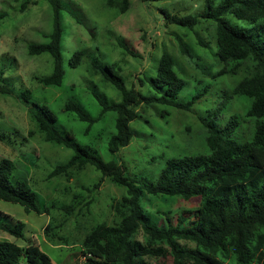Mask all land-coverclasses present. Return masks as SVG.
Instances as JSON below:
<instances>
[{
  "label": "rangeland",
  "instance_id": "obj_1",
  "mask_svg": "<svg viewBox=\"0 0 264 264\" xmlns=\"http://www.w3.org/2000/svg\"><path fill=\"white\" fill-rule=\"evenodd\" d=\"M24 1L28 4L24 11H20V4ZM60 1L63 7L61 56L65 75L60 87H46L35 82L33 76L50 74L51 59L46 54L29 57L26 48L29 42L47 40L44 35L50 32L51 23L46 0H0V12L6 13L0 20V59L6 61L8 58L10 63L7 66L0 61V71L6 81V84L0 81V86L5 85L12 91L8 95L0 94V134L4 135L0 140V160L12 161V178L27 181L36 193L42 211L40 214L26 212L20 204L0 199V214L10 222H23L25 239L46 253L53 264H83L84 237L97 225L112 226L120 221L112 205L125 196L126 189L107 177L99 181L100 172L89 164L49 178L54 166L64 163L73 152L43 140L31 118L30 105L19 98L20 90H30L33 99L52 109L59 130L69 132L81 144L97 150L104 161L114 160L123 165L129 177L154 183L169 158L199 155L206 151V131L200 118L208 119L209 112L223 109L215 113L219 125H224L230 115L241 116L240 135L247 136L248 124L243 113L248 100L234 95L233 90L238 82L253 74L254 63L251 60L229 61L225 66L228 73L215 77L223 65L215 56V22L201 17L204 0L146 3L129 0L128 11L123 14L107 8L105 0ZM218 2L214 0V4ZM161 8L180 16H197L199 21L192 28L167 25ZM226 17L239 27L251 26L231 15ZM178 38L191 48L193 58L180 54ZM197 38L205 46H200ZM83 49H89L91 55H99L103 63L115 64V70L125 80V87H134L143 96L159 95L147 79L155 76L160 55L167 51L174 60V71L185 82L177 101L187 103L197 92H202V96L190 111L157 103L137 105L138 117L129 124L131 141L111 155L106 141L113 132L115 113L105 114L85 134L86 123L73 112L64 111L65 103L72 100L97 117L100 106L91 88L120 100L117 91L104 83L102 76L88 72L86 60L76 68L69 66L72 54ZM10 58L14 59V64ZM205 87L207 89L203 92ZM145 203L151 218L157 219L156 224L161 226L167 213L176 216L183 210L196 209L200 196L185 200L179 196L148 195ZM64 206L72 209H63ZM0 240L18 245L26 243V240L15 239L3 232H0Z\"/></svg>",
  "mask_w": 264,
  "mask_h": 264
},
{
  "label": "trees",
  "instance_id": "obj_2",
  "mask_svg": "<svg viewBox=\"0 0 264 264\" xmlns=\"http://www.w3.org/2000/svg\"><path fill=\"white\" fill-rule=\"evenodd\" d=\"M160 1L165 0H141L144 3ZM46 2L50 9L51 30L44 35L46 41L26 44L27 55L49 56L51 73L35 75L33 80L42 86L60 87L65 75L61 56L63 7L60 0ZM27 4V1L22 2L20 11H24ZM105 6L123 14L128 11L129 0H105ZM161 13L167 25L192 28L199 21L197 16L172 14L167 8H161ZM227 15L251 26L239 27ZM5 16V12H0V20ZM201 17L215 22V56L223 65L215 77L228 73L225 66L229 61L251 60L254 63L253 74L243 78L233 90L234 95L248 100L243 113L248 124L247 136L240 135L241 116L230 115L224 125H219L215 113L223 109L209 112L208 119L200 118L206 131V151L169 158L154 183L129 177L123 165L114 160L104 161L97 150L81 144L69 132L59 130L52 109L33 99L30 90H20L19 98L30 105L31 118L43 140L73 152L64 163L54 166L49 178L89 164L100 172L99 181L107 177L126 189L125 196L112 205L120 221L112 226L97 225L84 237L83 264H264V0H219L217 4L214 0H204ZM177 42L180 54L193 58L191 48L180 38ZM197 42L205 46L199 38ZM121 47L132 53L126 46ZM90 53L89 49L75 51L69 66L76 68L86 60L88 72L102 76L104 83L117 91L120 100L91 88L100 106L97 117L72 100L65 103L64 111L73 112L86 123L85 134L105 114L115 113L113 132L106 141L111 155L131 141L129 124L138 117L137 105L157 103L190 111L202 96V92H197L187 103L177 101L185 82L174 71V60L167 51L160 55L155 76L147 79L158 96H143L134 87L126 88L115 64L103 63L99 55ZM10 62L14 64L15 61L10 58ZM1 64L10 66L8 58ZM3 75L0 71V81L6 84ZM11 93L5 85L0 86L1 95ZM3 137L0 134V140ZM13 169L12 161L0 160V199L18 203L26 212L40 214L36 193L26 180L12 178ZM148 195L179 196L185 200L200 196V203L196 209L183 210L176 216L167 213L165 223L158 226L157 219H152L145 208ZM70 207L63 209L70 210ZM24 229L23 222H10L0 214V232L25 241ZM25 242L18 245L0 240V264H53L38 246L28 240Z\"/></svg>",
  "mask_w": 264,
  "mask_h": 264
}]
</instances>
